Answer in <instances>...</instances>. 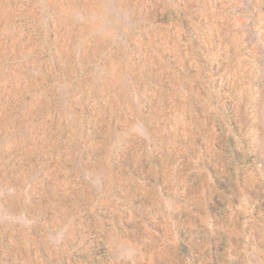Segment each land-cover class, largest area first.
<instances>
[{"label": "rangeland", "instance_id": "obj_1", "mask_svg": "<svg viewBox=\"0 0 264 264\" xmlns=\"http://www.w3.org/2000/svg\"><path fill=\"white\" fill-rule=\"evenodd\" d=\"M0 264H264V0H0Z\"/></svg>", "mask_w": 264, "mask_h": 264}]
</instances>
